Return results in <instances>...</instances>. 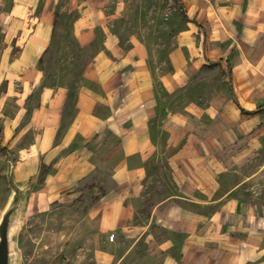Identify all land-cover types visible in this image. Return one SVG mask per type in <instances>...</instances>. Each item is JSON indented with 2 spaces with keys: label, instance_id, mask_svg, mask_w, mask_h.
I'll return each mask as SVG.
<instances>
[{
  "label": "crops",
  "instance_id": "0c3cea01",
  "mask_svg": "<svg viewBox=\"0 0 264 264\" xmlns=\"http://www.w3.org/2000/svg\"><path fill=\"white\" fill-rule=\"evenodd\" d=\"M131 3L0 0V185L10 169L19 190L31 182L35 210L80 200L70 210L80 207L96 264H264V0H185L198 41L189 65L185 33L169 52L163 17L123 46L118 23L138 22ZM47 6L76 7L78 49L55 47L66 35ZM54 53L91 55L95 79L46 77ZM209 61L230 69L225 103L202 99L189 75ZM11 104L22 115L5 112ZM109 230L120 255L102 250Z\"/></svg>",
  "mask_w": 264,
  "mask_h": 264
},
{
  "label": "rangeland",
  "instance_id": "374dc122",
  "mask_svg": "<svg viewBox=\"0 0 264 264\" xmlns=\"http://www.w3.org/2000/svg\"><path fill=\"white\" fill-rule=\"evenodd\" d=\"M130 1H132L135 6L137 14L136 19L138 22L128 27L118 23L119 32L122 34V38H125L123 42L124 47L130 46L129 39L134 33L137 35L153 33L154 35L159 29L161 30L160 22L158 21L163 17L167 24L163 25L162 31L168 35L166 45L169 52L176 50L177 34L183 32L185 33L184 40L181 39L178 41V43L182 45L183 54L181 58L184 59V62L188 63V65L195 61L198 41H194L191 35H188V30L190 28L188 21L190 20V16L185 0ZM52 10H55L57 15L60 16V20L63 21L58 24V26L61 33L66 35L61 41H57L55 47L58 49H78L76 42L71 36L73 31L72 21L78 16L76 7H71L69 10L62 9L63 12L60 9L50 6L45 8L46 13ZM123 13L124 10L121 11V14ZM120 17H122V15ZM1 48L0 40V52ZM5 58L6 57L2 56L0 53V63H2V60H5ZM165 58L166 57L161 59L160 56L152 57L154 67L157 66L155 69L159 67L156 69L159 73H161V63H163L164 69ZM76 61H79V64L77 63L76 65ZM92 62L93 57L88 54L85 56H74L73 54L63 56L54 53L48 54L44 58L43 66L46 69V77L48 78L49 76H53L62 79L67 76L71 83H78L85 80V77L89 81L95 79ZM206 63L209 64H206L200 71L194 72L191 70L189 75L198 77L197 79L200 80V97L202 99H207L209 96L215 95L220 99V101H218L219 103H222L221 101L225 103L222 98L224 97V93L230 95L234 90L230 81V69L226 70L218 65L214 66L211 61ZM174 70L171 56H169V74H173V72H175ZM232 106L234 108L233 111H238L235 104H232ZM4 110L11 116L17 117L19 114L22 115L19 106L16 104H11L8 107L5 105ZM31 139V134L24 135L21 145L28 147ZM9 176L8 182L6 184L3 182L0 185V224L7 211H13L9 227V264H96L92 260V254L96 250V242L94 239L88 240L86 238V233L82 230L84 218L80 215V207L77 210H70L77 202L80 204V200L67 201L66 208L59 205L61 203L60 201H55L51 203V207L48 206L45 209L35 210L32 208L34 200L31 194V182L21 185V190H19L12 169H10ZM42 176L43 173L41 172L40 177ZM38 186H40V184L37 185V188ZM159 201L160 198L154 202ZM146 203V201H139L138 207L144 208ZM62 204L64 205V202ZM113 234L114 232L111 230L106 231L104 233V238H102V250L107 256L122 254L117 252V240H110ZM157 236H160V234L157 233L154 238H157ZM85 238L87 239L86 242H84ZM124 250H127V248ZM146 254L147 249H142L139 255L142 257ZM150 256H153L152 252ZM156 256L159 257V253Z\"/></svg>",
  "mask_w": 264,
  "mask_h": 264
},
{
  "label": "water",
  "instance_id": "95a60500",
  "mask_svg": "<svg viewBox=\"0 0 264 264\" xmlns=\"http://www.w3.org/2000/svg\"><path fill=\"white\" fill-rule=\"evenodd\" d=\"M13 211L9 210L4 215L0 224V264H9V227Z\"/></svg>",
  "mask_w": 264,
  "mask_h": 264
},
{
  "label": "built area",
  "instance_id": "2783aa9c",
  "mask_svg": "<svg viewBox=\"0 0 264 264\" xmlns=\"http://www.w3.org/2000/svg\"><path fill=\"white\" fill-rule=\"evenodd\" d=\"M114 238H115V236L112 235V236L110 237V240H111V241H114Z\"/></svg>",
  "mask_w": 264,
  "mask_h": 264
}]
</instances>
